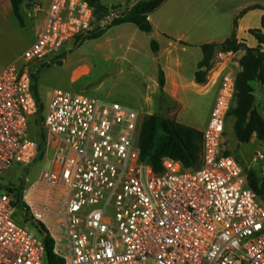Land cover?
Returning a JSON list of instances; mask_svg holds the SVG:
<instances>
[{"label": "built area", "instance_id": "2783aa9c", "mask_svg": "<svg viewBox=\"0 0 264 264\" xmlns=\"http://www.w3.org/2000/svg\"><path fill=\"white\" fill-rule=\"evenodd\" d=\"M121 12L97 19L86 0H50L21 64L0 69V175L14 164L30 166L40 153L30 136L38 112L31 76L66 43ZM218 79L199 166L184 169L165 157L158 173L140 161L139 114L51 91L41 119L50 166L21 188L20 208L52 240L54 264H264V197L221 148L235 75L223 69ZM7 188L0 191V264H48L42 233L37 238L13 221L17 188Z\"/></svg>", "mask_w": 264, "mask_h": 264}, {"label": "rangeland", "instance_id": "374dc122", "mask_svg": "<svg viewBox=\"0 0 264 264\" xmlns=\"http://www.w3.org/2000/svg\"><path fill=\"white\" fill-rule=\"evenodd\" d=\"M49 2L46 0L45 6L37 2L31 6L23 5L21 11L24 27L19 26L12 12L7 13L0 7V66L21 64V55L36 37L34 21L44 15ZM107 26L104 25L105 28ZM135 30L137 34L131 28L121 29L114 26L106 30L100 38L85 40L77 45L68 42L58 53L49 57V64L39 70L35 79L44 109L51 91L61 89L100 101L116 102L135 111L140 118L157 114L187 122V117L202 116L208 108L210 95L191 90L186 107L163 98L158 86L159 68L150 49L151 41L148 42L143 37L146 33ZM187 54H182V57L194 58V53ZM219 54L214 59V65L225 59L219 57ZM187 71L190 74V68ZM41 117V114L38 115L30 125V136L34 140L41 135ZM233 123V117L226 119L222 152H229L245 172H253L256 177L263 176L264 159H255V156L257 152L264 156V140H257L253 136L248 143H238L234 136ZM49 159L50 152L46 155L43 152L42 157L28 167L12 165L0 175L2 191L6 187H29L38 180L41 171L50 166ZM13 221L33 236L40 237L39 230L29 219L24 218L23 211L17 205Z\"/></svg>", "mask_w": 264, "mask_h": 264}, {"label": "trees", "instance_id": "16d2710c", "mask_svg": "<svg viewBox=\"0 0 264 264\" xmlns=\"http://www.w3.org/2000/svg\"><path fill=\"white\" fill-rule=\"evenodd\" d=\"M10 3L11 11L20 27H24L23 14L21 8L23 5H33L36 0H7ZM95 10L96 18L99 19L110 10L120 8V6L105 7L98 0H86ZM164 0H135L134 5L129 10H124L120 15L114 18L107 28L95 30L86 36L76 39L74 44H79L85 40L100 38L106 30L111 27L125 23L133 24L140 32L149 34L152 26L148 16L152 14ZM252 9H262L264 7L255 5L244 9L238 17ZM237 18L233 23L231 35L220 43H206L200 45L202 58L197 63L194 74L195 81L198 84L206 83L208 71L213 67L214 59L217 54L236 53L242 51L243 55L238 59L240 71L235 75V94L232 106L227 113L228 117L234 118L233 132L238 143H248L254 136L257 140H264V118L257 111L255 106V97L252 83L258 82L264 84V33L261 29H251L248 33L257 41L255 48H249L244 42L236 38ZM261 28H264L262 20ZM158 44L151 40L150 49L153 53L158 51ZM39 73V71L37 72ZM36 74H33L31 90L36 101L38 112L34 120L44 111V105L38 94L36 85ZM158 86L162 90L164 87V76L161 70L158 72ZM42 119V117H41ZM34 122V121H33ZM40 150L37 159L42 157V150L45 142V134L41 131L36 139ZM202 132L189 126L178 123L174 118L164 117L157 114L145 115L141 118L137 146L140 153V161L149 165L154 172L161 171V161L168 157L179 162L184 169H195L199 166ZM224 155H230L229 152H223ZM264 170V167H263ZM249 185L254 192L264 197V174L256 177L253 172H246ZM8 189L7 187L4 189ZM0 191L2 188L0 186ZM16 205H21V188L16 189ZM40 233L45 232L39 226H35ZM43 243L45 246L48 264H54L55 259L52 255V240L45 233L43 234Z\"/></svg>", "mask_w": 264, "mask_h": 264}, {"label": "crops", "instance_id": "0c3cea01", "mask_svg": "<svg viewBox=\"0 0 264 264\" xmlns=\"http://www.w3.org/2000/svg\"><path fill=\"white\" fill-rule=\"evenodd\" d=\"M98 1L105 7L120 6L121 11L129 10L135 3V0ZM36 2L45 6L46 0H36ZM255 5L264 7V0H164L148 16L152 31L149 34L141 33L144 34L143 37L148 42L154 40L158 44V51L153 55L164 76V87L161 90L163 98L178 106L186 107L188 106L187 97L191 90L198 94L210 95L208 108L202 116L187 117V122H180L176 119L178 123L200 132L205 128L219 87L218 73L223 69H231L232 73L236 75L240 71L238 59L243 55V52L232 53L230 57L224 56V61L214 65V68L208 71L206 83L198 84L194 77L196 72L194 67H197V63L202 58L200 45L212 42L220 43L227 39L233 31V23L237 18L236 38L249 48H255L258 45L257 41L248 31L261 29L264 33V28H261L264 10L252 9L238 17L244 9ZM0 7L7 13L12 12L7 0H0ZM34 23L37 33L44 23V15ZM115 27L131 28L137 34L135 30L137 28L131 23ZM138 32L140 31L138 30ZM262 51L264 52V45ZM186 53H188L187 56L194 53V58L184 59L182 54ZM188 64H190L189 67ZM5 66H0V69ZM189 68L190 74L187 71ZM252 86L255 106L264 118V84L254 82Z\"/></svg>", "mask_w": 264, "mask_h": 264}]
</instances>
